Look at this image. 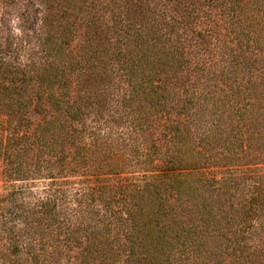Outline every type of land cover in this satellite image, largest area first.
<instances>
[{
    "label": "trees",
    "instance_id": "16d2710c",
    "mask_svg": "<svg viewBox=\"0 0 264 264\" xmlns=\"http://www.w3.org/2000/svg\"><path fill=\"white\" fill-rule=\"evenodd\" d=\"M17 1L0 0L8 264H264V172L233 161L264 131V0H27L31 36L5 26Z\"/></svg>",
    "mask_w": 264,
    "mask_h": 264
},
{
    "label": "rangeland",
    "instance_id": "374dc122",
    "mask_svg": "<svg viewBox=\"0 0 264 264\" xmlns=\"http://www.w3.org/2000/svg\"><path fill=\"white\" fill-rule=\"evenodd\" d=\"M245 1V13L244 14L246 17H249L251 14V11H253V9H255V4H256V0H244ZM28 4L27 0H18L17 1V6H13L10 9H8L9 13L7 14V19L5 21V26L10 27V32L14 31L17 32V34L22 31H24L25 34H29V36H31V32L32 29H35L36 27H38V23L39 20L38 19H32L30 18V20L27 22V25L30 26V28H27V25L24 23V18L21 16V12L22 9L24 7V5ZM261 8L263 9L262 11H264V3L261 5ZM264 17V16H263ZM25 24V25H24ZM24 25V26H22ZM19 31V32H18ZM1 33V32H0ZM4 33V32H3ZM6 33V31H5ZM38 48V47H37ZM35 47V49H37ZM39 50V49H37ZM24 52H22L23 54ZM21 55V54H20ZM40 55L42 56L41 60L44 61L45 60V55H46V51L44 52H38L37 56L35 57V63L40 65L39 63V57ZM21 62H25V63H30L31 59H27L26 55L25 56H20L19 59ZM33 60V61H34ZM1 116V115H0ZM29 117L32 120H37L38 119V115L36 114H31L29 115ZM226 117V114H225ZM234 119H237L236 117H234ZM238 122L240 123V121L238 120ZM227 125H231V121H227L224 124L225 126ZM256 135V134H255ZM250 149H249V153L251 156V153H254L253 156H251L252 158H250V156L244 157V158H237V156H239V152L236 154V159H234L233 161H238V163H240V165L244 166V165H249V166H253L255 168L253 172H257V174H260L261 172H264V131L260 132V136L259 137H255L253 135H250ZM249 157V158H248ZM189 158V157H188ZM249 159V160H248ZM236 163V162H234ZM229 167H233V165H230ZM146 169V168H145ZM147 169H151L148 165ZM4 175H3V164L0 158V211H5L7 209V207L10 205L12 206L11 202H6V201H1V199L4 198V196L8 193L9 188L5 186V181H4ZM241 186V185H240ZM241 190L244 192L243 187L241 186ZM184 195V194H183ZM185 197V195H184ZM264 216V215H263ZM264 218V217H263ZM5 220H7L8 222V226L11 227H15L20 229L23 226V223L18 220L17 218L13 217V216H8L7 218H5ZM3 219L0 217V224L2 223ZM262 234L264 236V230L261 231L260 229H256L253 234ZM23 242H20V244H22ZM213 243H216V239L214 236H209V239H207L206 244L209 248H211V246L213 245ZM26 250L23 249H19L18 251V255H16V257H18V261L20 262V264H35L34 261L31 259L30 256L26 255ZM15 256V255H14ZM13 257V256H10ZM9 260L7 257H4L3 255H1L0 253V264H8Z\"/></svg>",
    "mask_w": 264,
    "mask_h": 264
}]
</instances>
